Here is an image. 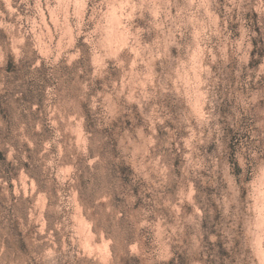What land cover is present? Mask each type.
<instances>
[{"label": "clouds", "instance_id": "obj_1", "mask_svg": "<svg viewBox=\"0 0 264 264\" xmlns=\"http://www.w3.org/2000/svg\"><path fill=\"white\" fill-rule=\"evenodd\" d=\"M0 264H264V0H0Z\"/></svg>", "mask_w": 264, "mask_h": 264}]
</instances>
